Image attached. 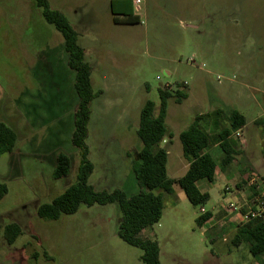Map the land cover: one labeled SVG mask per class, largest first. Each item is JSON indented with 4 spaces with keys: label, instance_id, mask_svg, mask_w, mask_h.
I'll return each instance as SVG.
<instances>
[{
    "label": "rangeland",
    "instance_id": "obj_1",
    "mask_svg": "<svg viewBox=\"0 0 264 264\" xmlns=\"http://www.w3.org/2000/svg\"><path fill=\"white\" fill-rule=\"evenodd\" d=\"M107 1L48 0L78 33L94 69L91 86L99 95L90 104L86 139L94 167L89 184L96 191L138 192L131 164L140 145L139 113L146 100L157 113L158 89L166 85L174 91L182 84L187 94L179 104L167 101L165 125L173 138L161 146L168 150L169 178L181 176L188 165L177 136L197 113L234 109L247 122L261 117V132L250 124L243 138L232 136L235 166L213 183L199 182L209 195L205 205L192 206L178 186L171 195L153 191L163 198L162 216L144 232L157 242L160 264H242L246 257L232 244L234 225L214 230L195 220L201 209L214 214L231 202L235 184L245 188L242 174L264 179V0H140L133 24L104 14ZM95 6L102 8L97 30L104 46L90 38ZM66 62L63 39L40 9L26 0H0V122L18 136L14 152L0 156V183L8 189L0 200V264H142L141 251L117 236L116 204L80 206L55 221L36 216L39 204L76 182L79 151L71 135L78 98ZM223 126L220 120L214 128ZM205 128L215 137L211 125ZM60 152L69 156L71 168L53 180ZM235 205L244 209L239 201ZM11 223L22 234L7 245L3 227Z\"/></svg>",
    "mask_w": 264,
    "mask_h": 264
},
{
    "label": "trees",
    "instance_id": "obj_2",
    "mask_svg": "<svg viewBox=\"0 0 264 264\" xmlns=\"http://www.w3.org/2000/svg\"><path fill=\"white\" fill-rule=\"evenodd\" d=\"M40 9L43 20L51 25L62 37L64 50L67 54L66 65L74 73V90L78 101L73 116V132L71 144L79 151L76 182L68 186L61 194L48 203L39 204L36 216L45 220H58L61 216L75 214L80 206L92 207L116 204L120 210L117 236L125 244L141 251L139 260L142 264H160L159 246L156 241L144 235L146 230L157 224L162 216L163 198L153 191H162L167 195L173 193V186H178L188 202L194 206H203L209 195L197 187L198 181L212 180L216 169L224 172L236 159L233 134L246 124V118L238 111H217L193 117L189 126L181 131L178 140L182 156L188 167L178 179H170L167 175V149L161 144L171 139L173 134L165 125L167 101L174 99L179 104L186 99L182 84H177L174 91L159 88V106L146 100L140 110L138 126L135 131L140 143L136 158L132 161L131 170L138 184L137 193L128 195L121 190L96 191L88 179L93 172V164L88 159L86 139L90 119V103L99 95L91 86L92 68L85 60L84 49L79 43V35L66 16L57 9L50 7L48 0H26ZM110 14L116 22L118 18L126 19L130 24L136 23L131 0H110ZM226 122L215 137H211L203 126L211 116ZM18 136L16 131L4 122H0V156L12 154L16 148ZM217 142L222 151L221 158L216 161L208 153V147ZM71 168V160L64 153L55 157L51 173L53 180L65 178ZM264 181V179H263ZM239 185H237L238 187ZM7 185L0 183V200L7 194ZM211 218L210 212L200 214L195 223L201 227ZM22 234L20 225L7 224L3 227V238L7 245H12ZM247 243L253 255L264 253V220L254 219L238 225L232 240L233 244Z\"/></svg>",
    "mask_w": 264,
    "mask_h": 264
},
{
    "label": "crops",
    "instance_id": "obj_3",
    "mask_svg": "<svg viewBox=\"0 0 264 264\" xmlns=\"http://www.w3.org/2000/svg\"><path fill=\"white\" fill-rule=\"evenodd\" d=\"M132 1V7H133V0H131ZM109 3H110V0H108L107 1V3L104 5V14H106L107 15V13L108 14H110V5H109ZM94 16H95V18L97 19H95V20H93V23H92V36L90 37L91 38V42L93 43V44H95L96 46H99V45H102V46H104V45H106V43L104 42V41H101V39H100V33L98 32V30L97 29H99L98 28V26L100 25V23H98V21H99V19L97 18V17H99L100 16V10L102 9L101 7H97V6H95L94 8ZM98 48V47H97ZM84 49V48H83ZM100 49H102L101 47L100 48H98V50L97 51H99ZM84 54H85V58H86V50L84 49ZM100 54V53H99ZM89 65L91 66V68H92V72L94 71V69H93V66H92V64H90L89 63ZM100 71H102V70H100ZM92 72H91V75H92ZM103 73V72H102ZM168 75H169V73H168ZM185 85H187V87H188V84H186V83H184ZM96 99V98H95ZM92 103V102H91ZM90 103V104H91ZM217 111H220V109H215V110H213L212 112H199V113H197L196 115H204L205 113H215V112H217ZM230 111H237V110H234V109H230ZM90 112H91V110H90ZM239 112V111H238ZM241 114H242V112H240ZM195 115V116H196ZM243 116H244V114H242ZM194 116V117H195ZM245 117V116H244ZM210 119H207L206 120V124H203V126L205 127V126H207V125H211L212 126V128H214V127H216L217 128V124H218V121H220L219 119H218V117L217 116H211V117H209ZM246 118V117H245ZM260 119H261V117L260 118H252V120H250V122H247V119H246V124H245V126L240 130V133H241V137L243 138V134H244V131L248 128V126L250 125V124H255V126H256V128H258L259 126H260V124L262 123L261 121H260ZM221 123V122H220ZM222 124V123H221ZM212 128H211V130H212ZM216 128H214V130H212L213 132V135H215V134H217L218 133V131L217 130H215ZM257 132H261V130H260V128H258L257 129ZM179 135V134H178ZM178 137V136H177ZM173 138V137H172ZM171 138V139H172ZM170 139V140H171ZM170 140L169 139H166L165 141H163V143H165V144H167V143H169L170 142ZM244 141V140H243ZM138 150L140 149V145H139V147L137 148ZM138 150H137V152H138ZM234 150H235V152H236V154L238 153V150L236 149V147L234 148ZM245 152H247V150H245ZM207 153L214 159V160H216V161H218L220 158H221V156H222V151L220 150V147H219V145H218V143L217 142H215V144H214V146L211 144L209 147H208V149H207ZM167 154H168V150H167ZM235 164H236V162L234 161L231 165H229L226 169H228V168H230L231 166H235ZM257 166H258V168L260 167V164H258L257 163ZM187 167H188V165H187ZM187 167H186V169H187ZM186 169H185V171H186ZM239 168H237V171H235V172H239V174H241V173H243V171L241 170V169H239ZM185 171H184V173H185ZM226 171V170H225ZM225 171L224 172H221L219 169H216L215 170V172H214V174H213V177H212V180H210V181H208V180H205L206 182H208V183H213L214 181H216L217 179H219V178H221V177H223L226 173H225ZM183 173V174H184ZM183 174L181 175V176H183ZM181 176H178V177H176V178H170V179H178V178H180ZM238 176V175H237ZM228 177H232L231 175H229ZM239 180H242L241 182L242 183H245V188H241L240 186H238L237 187V185L235 184V191H232L231 193H230V201L232 202V203H236V201H239L240 203H242V206L246 209V208H248L249 206H254V204H253V201H254V196L256 195V192H255V189H254V187H251V186H249V180L248 179H246V174H242L241 175V177H240V179ZM199 182L200 181H198V183H197V187L199 188V190L201 191V192H204V193H207L206 191H204V190H201V188L199 187ZM174 186H176V185H174ZM173 186V187H174ZM253 190H252V189ZM250 192V193H249ZM208 194V193H207ZM204 210V209H203ZM204 212H207V211H205L204 210ZM202 214V213H201ZM223 214H225L224 216H223ZM229 216H232V217H229ZM229 217V218H228ZM263 220H264V216H263ZM204 225V224H203ZM205 225H209V228L211 227H214L215 229L214 230H223V229H227L229 226H231V225H234V232H233V238H234V235H235V233H236V228H237V226L238 225H242L240 222H239V217L236 215V214H234V213H228V211H227V204H220L219 206H218V209H217V211L216 212H214V214H212L211 213V218H210V220L209 221H207L206 223H205ZM233 240V239H232ZM233 244V243H232ZM234 246H235V248H237L236 250L241 254V255H245V260H244V262L242 263V264H264V253H260V254H257V255H253L251 252H250V250H249V245L247 244V243H244V242H242V243H240V244H233Z\"/></svg>",
    "mask_w": 264,
    "mask_h": 264
},
{
    "label": "built area",
    "instance_id": "obj_4",
    "mask_svg": "<svg viewBox=\"0 0 264 264\" xmlns=\"http://www.w3.org/2000/svg\"><path fill=\"white\" fill-rule=\"evenodd\" d=\"M140 0L133 1V9L137 10ZM190 65H194V60L189 59L188 62ZM159 79V77H157ZM222 79L221 76H217V80ZM169 85H166L165 88H168ZM235 139L241 138L240 130L236 131L233 134ZM249 186L254 187L256 195L254 196L253 204L254 206H249L248 208L240 209L234 203L229 202L227 204L228 213H234L239 217V222L241 224L248 223L254 219L262 218L264 216V181H259L256 177H251L249 179ZM225 193H229L230 190L226 187L224 189ZM201 213H204V210H200Z\"/></svg>",
    "mask_w": 264,
    "mask_h": 264
}]
</instances>
